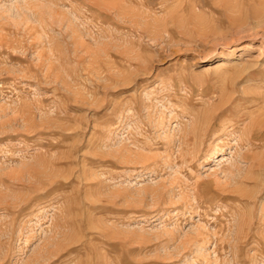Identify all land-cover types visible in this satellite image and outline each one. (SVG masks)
<instances>
[{
    "label": "rangeland",
    "instance_id": "obj_1",
    "mask_svg": "<svg viewBox=\"0 0 264 264\" xmlns=\"http://www.w3.org/2000/svg\"><path fill=\"white\" fill-rule=\"evenodd\" d=\"M0 264H264V0H0Z\"/></svg>",
    "mask_w": 264,
    "mask_h": 264
}]
</instances>
